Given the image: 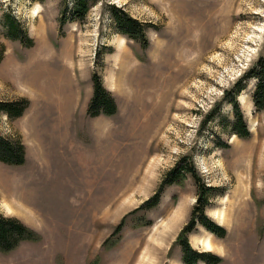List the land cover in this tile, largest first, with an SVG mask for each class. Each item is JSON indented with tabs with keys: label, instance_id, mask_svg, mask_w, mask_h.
<instances>
[{
	"label": "rangeland",
	"instance_id": "374dc122",
	"mask_svg": "<svg viewBox=\"0 0 264 264\" xmlns=\"http://www.w3.org/2000/svg\"><path fill=\"white\" fill-rule=\"evenodd\" d=\"M76 1L0 0V102L29 103L19 118L0 113V136L26 150L22 166L0 162V215L35 236L0 264H139L147 252L183 264L201 198L225 234L196 221L192 248L264 264V110L245 77L264 59V0H98L84 20ZM115 9L145 26L138 40ZM96 77L115 115L89 114ZM235 100L246 139L231 129Z\"/></svg>",
	"mask_w": 264,
	"mask_h": 264
},
{
	"label": "trees",
	"instance_id": "16d2710c",
	"mask_svg": "<svg viewBox=\"0 0 264 264\" xmlns=\"http://www.w3.org/2000/svg\"><path fill=\"white\" fill-rule=\"evenodd\" d=\"M39 1L42 2L44 0ZM97 1L98 0H77L74 6V13L84 20L89 12L90 3H96ZM114 13L117 20L118 31L131 39L138 40V38L142 35V32H144L145 26L121 10L115 9ZM9 27V36L12 39L17 38L20 32L18 23L12 20L9 22ZM245 77L246 79L248 77L258 79L254 102L258 110H264V59H260L253 67L252 71ZM242 82L243 79L239 81L238 91H236L237 93L242 89ZM94 86V95L89 106V114L94 117L100 115H115L117 113L116 103L111 94L103 87L97 77L94 79ZM227 96L229 95L227 94ZM233 103L237 120L231 129L235 135L242 139H246L249 137V131L244 121L243 114L241 113L236 100ZM28 106L29 103L25 100L19 102H0V113L8 115L12 119L19 118L23 116ZM187 160L188 159H183L181 163L170 172V178L174 177L176 180L177 178L183 176L182 174H184V170L188 168L186 167ZM0 162L10 166L24 165L26 163L25 146L20 141L0 136ZM210 190L211 189H207V191ZM159 200L160 193L151 200L147 201L145 205L150 208L156 207ZM206 205L207 202L203 203V198H201L200 205L198 209L195 210L194 214L195 217L201 210V214H198V216L201 217H196L195 219L193 218L191 223L188 224V226L182 231L183 235L180 241L183 250V264H220L222 262L220 257L215 256L210 252L201 253L194 250L188 241V237H186V235L193 230L196 221H200L201 224L212 234L224 237L225 230L222 227L210 222L204 215V208ZM122 227L123 224L117 228L115 235L121 231ZM33 234V231L18 219L0 215V251L10 252L17 249L25 240H35V236Z\"/></svg>",
	"mask_w": 264,
	"mask_h": 264
},
{
	"label": "bare ground",
	"instance_id": "6f19581e",
	"mask_svg": "<svg viewBox=\"0 0 264 264\" xmlns=\"http://www.w3.org/2000/svg\"><path fill=\"white\" fill-rule=\"evenodd\" d=\"M244 158L245 157H243L242 158V161H240V163L238 164V167H242V168H246L244 165H243V161H244ZM220 219H222V217L220 218ZM160 236V235H159ZM160 241H162V242H165V240H166V238L163 236V234H162V236H160ZM204 244V246L206 247V248H208L209 250L212 248V243H211V240H207L206 242H204L203 243ZM157 249V248H156ZM153 255L150 253V252H147V254H145L143 257H142V259H141V261L139 262V264H154L153 263Z\"/></svg>",
	"mask_w": 264,
	"mask_h": 264
}]
</instances>
